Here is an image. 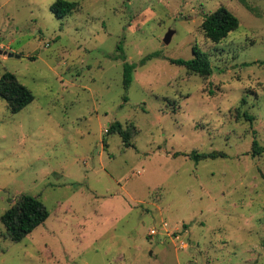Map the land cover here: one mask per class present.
Listing matches in <instances>:
<instances>
[{
  "label": "rangeland",
  "instance_id": "374dc122",
  "mask_svg": "<svg viewBox=\"0 0 264 264\" xmlns=\"http://www.w3.org/2000/svg\"><path fill=\"white\" fill-rule=\"evenodd\" d=\"M66 1L57 18L55 0H0V50L20 57L0 54V78L33 95L16 114L0 98V216L22 195L49 213L19 243L0 221V264H264V0ZM220 7L239 26L213 43ZM193 47L210 77L169 62Z\"/></svg>",
  "mask_w": 264,
  "mask_h": 264
},
{
  "label": "trees",
  "instance_id": "16d2710c",
  "mask_svg": "<svg viewBox=\"0 0 264 264\" xmlns=\"http://www.w3.org/2000/svg\"><path fill=\"white\" fill-rule=\"evenodd\" d=\"M79 8L78 3L66 0H55L51 6V11L57 18H63L70 15ZM239 26L238 19L225 7H220L216 11L205 16L201 23V30L204 36L213 43H219L226 36L235 31ZM121 51V48L118 47ZM193 58L191 59H170L173 65L183 67L185 70L202 78H208L212 75L210 59L206 53L198 47L192 48ZM159 56L152 54L147 59ZM121 59L124 58L121 56ZM136 66L132 63L124 62L122 65V84L127 89L132 82V74ZM0 98L5 102L8 111L16 114L23 110L33 101V95L22 84L18 82L15 75L5 72L0 78ZM244 100L241 104H244ZM243 118L252 123L254 117L247 114ZM107 133L118 135L125 146H133L129 141V133L119 122L108 125ZM252 148L260 153L264 152V147H260L257 142L252 144ZM195 161L204 158L223 157L221 153H209L207 155L191 153L189 155ZM49 216L45 206L36 198L22 195L18 197L13 205L0 216V221L6 229L9 239L14 243L21 242L27 235L33 232L38 226L43 224Z\"/></svg>",
  "mask_w": 264,
  "mask_h": 264
},
{
  "label": "water",
  "instance_id": "95a60500",
  "mask_svg": "<svg viewBox=\"0 0 264 264\" xmlns=\"http://www.w3.org/2000/svg\"><path fill=\"white\" fill-rule=\"evenodd\" d=\"M168 41H169V38H166V39L163 40L164 44H167ZM0 54H1V55H6L8 58H11V57H15V58H17V59L20 58V57L17 56V55H13L12 53H7V52H5V51L3 52V51H1V50H0Z\"/></svg>",
  "mask_w": 264,
  "mask_h": 264
},
{
  "label": "built area",
  "instance_id": "2783aa9c",
  "mask_svg": "<svg viewBox=\"0 0 264 264\" xmlns=\"http://www.w3.org/2000/svg\"><path fill=\"white\" fill-rule=\"evenodd\" d=\"M154 234H155V231H154V230H152V232H151L150 236H154Z\"/></svg>",
  "mask_w": 264,
  "mask_h": 264
}]
</instances>
